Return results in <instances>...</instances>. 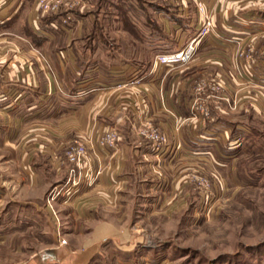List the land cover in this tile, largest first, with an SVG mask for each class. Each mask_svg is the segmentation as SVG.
<instances>
[{
  "label": "rangeland",
  "instance_id": "rangeland-1",
  "mask_svg": "<svg viewBox=\"0 0 264 264\" xmlns=\"http://www.w3.org/2000/svg\"><path fill=\"white\" fill-rule=\"evenodd\" d=\"M22 1L20 21L31 16V26L36 24L38 29L43 26L47 30H41L43 37L50 40L44 51L65 56L66 50L71 49L74 69L93 73L92 78L105 82L100 88L114 97L133 94L131 87L143 85L157 105L169 81L176 86L184 82L183 98L189 107H181V112L186 117L190 113L192 118H199L210 139L189 141L182 146L170 136L171 126H167L166 141L158 147L161 150L165 145L167 155L158 168L148 169L147 174L141 159L137 160L135 183L126 192L121 208L112 207L118 211L107 212L112 218H47L43 208L50 207L54 212L52 204L61 198V187L64 186L65 195L70 193L72 179L77 177L70 171L75 166L66 163L65 169L55 174L45 163L40 169L41 189L31 190L21 172L20 158L12 157L13 146L2 142L6 131L1 129L0 264H42L51 257L49 250H67L68 244L60 246L61 240L67 239L71 246L74 240L79 244V231L86 238L89 229L101 220L111 221L119 231L128 232L133 247L119 249L112 240L100 242L98 256L90 264H264V90L251 98L237 80L231 83V78L228 84L221 78L222 74L214 71L212 61L207 59L210 54L199 51L201 40L212 34L211 31L198 40L204 19L212 21L203 0H45L43 4ZM181 1L190 10L194 6L197 14L203 16L198 31H186L189 35L182 46L176 45L174 30L168 26L183 18L176 15L180 13ZM200 2L204 14L198 12ZM258 31L254 41L250 39L241 48L233 47L235 44L230 41L239 66L252 67L253 56L264 53V31ZM29 32L28 27V41L34 43ZM194 40L195 51L187 63L156 66L157 56L178 53ZM42 44L36 47L41 48ZM215 58H219L218 63L223 60L221 55ZM65 68L70 71L69 64ZM167 71L174 73L165 75ZM37 100L35 96L22 102L25 107L36 103L26 114L55 116L51 107L56 96L39 103ZM195 101L203 106L202 111L201 107L193 110ZM215 108L216 122H211V110ZM34 110L39 111L36 114ZM171 125L172 129H183V123ZM139 134L141 142L149 143ZM178 150L181 154L176 156ZM92 151L87 148L86 167L90 166L91 174L79 183L89 189L98 184L103 174L97 159L90 154ZM64 153L61 160L65 161ZM58 185L60 189L54 190ZM116 214L123 218H113Z\"/></svg>",
  "mask_w": 264,
  "mask_h": 264
},
{
  "label": "crops",
  "instance_id": "crops-1",
  "mask_svg": "<svg viewBox=\"0 0 264 264\" xmlns=\"http://www.w3.org/2000/svg\"><path fill=\"white\" fill-rule=\"evenodd\" d=\"M203 2L206 14L212 18L213 29L210 36L201 40L199 51L210 54L207 59L212 61L211 65L216 69L214 71L221 73L220 77L225 78L228 84L231 78V83L237 80L245 94L255 98V93L264 90V53L253 56L252 67H243L238 65L235 56L237 52L233 47L241 48L250 39L254 41L253 39L260 33L258 29L264 31V0H203ZM181 3V7L178 8L180 13L176 15L183 18H178L179 22L175 20L168 26L174 30V35L179 37L173 38L177 42L176 45L182 46L185 36L199 30L203 16L197 14L194 6L190 10L185 6V1ZM23 6L22 0H0V47H2L0 130L6 131V134L2 135V142L13 146L12 157L20 158L21 172L27 178V186L31 190L41 189H38L39 176L45 163L51 166L55 174H59L58 170L65 169L66 165L59 166L54 159L56 156L63 159L64 151L73 142L80 140L88 148H93L90 154L97 159L99 167L103 169L98 184L93 189L78 184L70 187V193L67 195L63 192L65 191L63 186L61 198L52 204L56 211L53 207L52 213L50 207L44 206L43 211L47 218H112L107 212L118 211L112 210V207L122 206L126 192H129L135 183L137 160L141 159L142 167L147 174L148 169L158 168V163L168 153L163 149L165 145L160 150L158 147L161 145L152 147L149 141L142 143L138 136L140 130L154 127L167 137L166 128L171 126L170 136L181 142L182 146H186L189 141L210 139L208 138L210 134L207 129L201 128L204 125L199 118H192L190 113L188 117L182 114L180 108L189 107V103L183 98L184 82L176 86V83L171 84L169 81L157 105L152 102L143 85L131 87L129 90L133 94L124 93V96L122 94L114 97L111 92L100 88L105 82L97 77L92 78L93 73L74 69L71 49L64 53L66 57L50 50L44 51L50 44L48 38L41 48H35L28 41L26 29L29 27L33 33L42 36L44 33L36 24L31 26L29 23L31 16L20 21ZM186 31L190 33L187 34ZM230 41L235 44L232 48ZM216 55L223 57L222 62L218 63L219 58L214 59ZM221 63L224 65L221 66ZM66 64H69L71 72L66 70ZM228 70L230 72L226 74ZM173 73L167 71L165 75L172 76ZM79 78L80 81L76 83ZM151 95H154V92ZM35 96L38 103L56 96V100L52 101L53 105L51 104L55 116L40 118L43 114L38 117H32L33 113L26 114L32 111L29 107L36 103L26 107L21 104L27 98L33 99ZM48 106L49 104L46 108ZM42 110L40 111L43 112ZM216 110L217 108L211 110V122H216L214 120ZM38 111L34 110V113L37 114ZM172 122L183 123V129L181 131L172 129ZM112 129L121 134L122 140L114 149L97 147V138ZM179 150L175 152L176 156L177 153L181 154ZM183 151L187 153V150ZM170 157L169 155L168 159ZM83 169L86 173V167ZM78 172L80 173L77 170L75 174ZM140 186L144 185L141 183ZM55 188L60 189V185ZM63 209L68 211L63 212ZM113 216L123 218L122 214ZM76 237L79 244L74 240L72 246L67 239L61 237L65 239L66 245L68 244L67 250L64 252L49 250L52 252L51 257L42 264H90L98 256V243L108 240H112L119 249L133 247L129 243L128 232L119 231L118 227L108 220H101L95 224L89 229L86 238L83 231H79ZM79 245L81 248L78 250Z\"/></svg>",
  "mask_w": 264,
  "mask_h": 264
},
{
  "label": "built area",
  "instance_id": "built-area-1",
  "mask_svg": "<svg viewBox=\"0 0 264 264\" xmlns=\"http://www.w3.org/2000/svg\"><path fill=\"white\" fill-rule=\"evenodd\" d=\"M44 1L45 0H36V3L39 2L43 4ZM197 9L199 13L204 14V7L201 2L197 4ZM212 28H213L212 21L209 18H205L201 27V32L198 40L200 41L201 38L210 35ZM195 42H196L195 40L192 41L184 50L178 53L157 56L155 60L156 66H158L159 68H163V67L182 65L187 63L192 58V55L195 51L194 48ZM192 106H194L193 109L194 111H197L200 107H201V111L203 110V106L199 107L197 101H195ZM139 133L141 136L146 138L151 143L152 147H157L161 144H164V142L166 141V136L162 132H160L157 128L154 127L144 128L140 130ZM121 140H122L121 134L117 130L112 129V130H108L107 132H105L104 134L100 135L97 138L96 146L102 149H114ZM87 148L88 147H86V145L83 142L78 143L77 141L73 146H71L65 151L64 153L66 158L65 161L59 159L58 157H55L54 159L55 161H57L56 163H58L59 166H63L66 163L75 166L74 167L75 169L70 171L71 174L73 175L76 172L75 170L80 171V173L78 172L77 177L74 176L75 178L72 179L73 187L77 186L82 178L84 179V177H87L89 173L91 174L90 166L88 165L86 167L87 163L89 162L87 155ZM84 167H86L87 169L86 173H84V169H83ZM99 175L100 172H97L96 176ZM54 190L57 189L55 188ZM53 200H54V196L51 195L50 201ZM59 244L60 246H63L66 244V241L61 240Z\"/></svg>",
  "mask_w": 264,
  "mask_h": 264
},
{
  "label": "trees",
  "instance_id": "trees-1",
  "mask_svg": "<svg viewBox=\"0 0 264 264\" xmlns=\"http://www.w3.org/2000/svg\"><path fill=\"white\" fill-rule=\"evenodd\" d=\"M52 21V20H51ZM47 23H49V24H51V23H53V22H50V21H48ZM47 31L45 28H43V26H42V28L40 29V31ZM27 35V34H26ZM29 36H30V39L32 38V40H34V43L33 42H31L32 43V45L34 46V47H36L37 45L39 46V45H41L42 43H44L45 41H46V38L45 37H43L42 35H38V34H35V33H33L31 30H30V32H29ZM36 48H38V47H36Z\"/></svg>",
  "mask_w": 264,
  "mask_h": 264
}]
</instances>
